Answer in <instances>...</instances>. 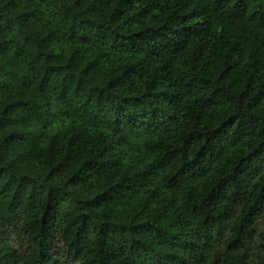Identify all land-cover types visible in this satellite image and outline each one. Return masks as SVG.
I'll use <instances>...</instances> for the list:
<instances>
[{"label": "trees", "instance_id": "1", "mask_svg": "<svg viewBox=\"0 0 264 264\" xmlns=\"http://www.w3.org/2000/svg\"><path fill=\"white\" fill-rule=\"evenodd\" d=\"M260 136L264 0H0V264H264Z\"/></svg>", "mask_w": 264, "mask_h": 264}, {"label": "clouds", "instance_id": "2", "mask_svg": "<svg viewBox=\"0 0 264 264\" xmlns=\"http://www.w3.org/2000/svg\"><path fill=\"white\" fill-rule=\"evenodd\" d=\"M69 6H70V5H69ZM73 14H74V12L68 13L69 20H71V17H72ZM218 15H219V13H217V16H218ZM218 22H219V21H218ZM116 39H120V38L117 37ZM143 54H145V53H143ZM160 62L163 63V60H161ZM101 117H103V113H101ZM228 135H229V136L232 135V133L229 131V129H228ZM249 135H250V139L255 140V135H254V134H249ZM260 139H261V140H264V136H260ZM257 143H259V142L257 141ZM201 147H204V145H203L202 143H198V144H193V145L191 146V148L186 149V150H185L186 155H185L184 160H180V159L178 158V159L176 160V162H175V163H176V166L179 167V166H181V165L188 164V163H187L188 159H189L190 157H194V156L196 155V153L200 151V148H201ZM206 151H207V149H206ZM236 163H237L238 165H240L241 168H243L245 164H248V163H249V161H248V160H243V163H241V160H240V159H237ZM259 173H260V176H261V177H264V158H262ZM246 182L248 183L249 181H246Z\"/></svg>", "mask_w": 264, "mask_h": 264}]
</instances>
